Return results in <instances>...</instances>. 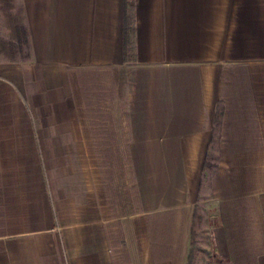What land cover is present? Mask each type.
Instances as JSON below:
<instances>
[{
  "label": "crops",
  "instance_id": "1",
  "mask_svg": "<svg viewBox=\"0 0 264 264\" xmlns=\"http://www.w3.org/2000/svg\"><path fill=\"white\" fill-rule=\"evenodd\" d=\"M21 3L0 264H264V0Z\"/></svg>",
  "mask_w": 264,
  "mask_h": 264
},
{
  "label": "rangeland",
  "instance_id": "2",
  "mask_svg": "<svg viewBox=\"0 0 264 264\" xmlns=\"http://www.w3.org/2000/svg\"><path fill=\"white\" fill-rule=\"evenodd\" d=\"M24 26V12L21 0H0V64L20 63L28 60L31 57L30 47L26 46L24 42L18 43V37H21L22 28ZM22 38V37H21ZM23 41V40H21ZM6 122V121H5ZM214 153V151L212 152ZM100 166V165H99ZM107 165H103L106 167ZM110 167L113 165H109ZM119 165H114L112 170L117 172ZM108 168V166H107ZM133 172V167H132ZM78 181L77 183H79ZM134 181L131 180V187L133 188ZM126 199V197H125ZM137 196L133 193L130 196L131 211L135 210ZM214 220H204L201 218V224L205 223V228H202V234H196L192 239V246L190 250L189 264H206L207 261L215 259L212 257L210 250H206L203 243L208 242L209 234L207 232L214 225ZM196 240L199 241L196 242Z\"/></svg>",
  "mask_w": 264,
  "mask_h": 264
},
{
  "label": "trees",
  "instance_id": "3",
  "mask_svg": "<svg viewBox=\"0 0 264 264\" xmlns=\"http://www.w3.org/2000/svg\"><path fill=\"white\" fill-rule=\"evenodd\" d=\"M21 37H22V38H21ZM21 37H18L17 42H18V43H22V42H24V44H26V46H27L28 49H29V47H30V45H29V35H28V32H27V30H26V28H25L24 26H23V28H22V34H21ZM21 40H23V41H21ZM205 167L208 168V169H211L212 167H214V165H211V164H209V163H206Z\"/></svg>",
  "mask_w": 264,
  "mask_h": 264
},
{
  "label": "built area",
  "instance_id": "4",
  "mask_svg": "<svg viewBox=\"0 0 264 264\" xmlns=\"http://www.w3.org/2000/svg\"><path fill=\"white\" fill-rule=\"evenodd\" d=\"M206 264H230V263L226 260L215 258V259H211V260L207 261Z\"/></svg>",
  "mask_w": 264,
  "mask_h": 264
}]
</instances>
